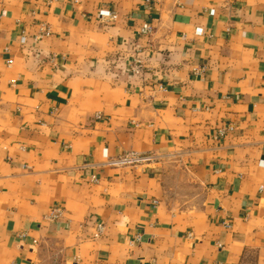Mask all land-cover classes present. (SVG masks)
I'll return each mask as SVG.
<instances>
[{
    "label": "crops",
    "instance_id": "0c3cea01",
    "mask_svg": "<svg viewBox=\"0 0 264 264\" xmlns=\"http://www.w3.org/2000/svg\"><path fill=\"white\" fill-rule=\"evenodd\" d=\"M261 160L264 0H0V264H264Z\"/></svg>",
    "mask_w": 264,
    "mask_h": 264
},
{
    "label": "built area",
    "instance_id": "2783aa9c",
    "mask_svg": "<svg viewBox=\"0 0 264 264\" xmlns=\"http://www.w3.org/2000/svg\"><path fill=\"white\" fill-rule=\"evenodd\" d=\"M213 10H209V14H213ZM99 18L102 21H111L116 18V12L110 10L108 8H103L99 10ZM151 31V26L148 23H144L141 28L140 32L149 34ZM50 32L49 28L45 26L43 28V34H48ZM21 42H25V37L21 38ZM51 61L54 60V57L50 58ZM130 70L133 73L140 74L142 72V64L138 58H133L129 64ZM195 72H200V70H196ZM96 117H100L99 114H96ZM160 158L159 154L156 153H141L134 150H128L116 157L108 158L105 163L109 166L113 167H144L150 163L158 161ZM260 163H264V160H261ZM94 178V177H93ZM62 209L60 207L52 208L46 218L50 221L56 220L61 215ZM104 230V224L102 222H98L93 232L94 237H98ZM136 239H139V235L136 234Z\"/></svg>",
    "mask_w": 264,
    "mask_h": 264
}]
</instances>
